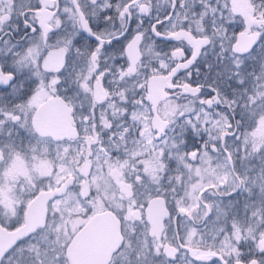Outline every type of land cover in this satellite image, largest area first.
<instances>
[{
    "label": "snow or ice",
    "instance_id": "1",
    "mask_svg": "<svg viewBox=\"0 0 264 264\" xmlns=\"http://www.w3.org/2000/svg\"><path fill=\"white\" fill-rule=\"evenodd\" d=\"M250 8L251 20L230 0H0V155L39 153L54 140L67 151L43 126L50 100L77 120L78 144L91 137L107 155L129 141L151 143L127 203L151 197L173 210L167 228L148 236L132 221L112 264H197L194 235L203 239L211 226L235 240L240 223L259 226L234 255L213 252L199 264H264V150L253 156L242 128L264 113V87L254 99L264 85V0ZM236 30L254 37L243 51L229 41ZM153 81L174 103L159 125L151 123ZM42 236L0 253V264H39L30 248Z\"/></svg>",
    "mask_w": 264,
    "mask_h": 264
},
{
    "label": "flooded vegetation",
    "instance_id": "2",
    "mask_svg": "<svg viewBox=\"0 0 264 264\" xmlns=\"http://www.w3.org/2000/svg\"><path fill=\"white\" fill-rule=\"evenodd\" d=\"M244 33H247L248 36L252 35L250 30H236L234 35L230 31L229 41L237 42L239 35ZM229 41L225 42V46H228ZM262 86L264 87V85H256L257 97L254 99H258V91L261 89ZM151 88L153 100V118L151 119V123L153 125H159L161 123H164V118L174 110V103L170 102L167 98L165 90L163 89L160 81H153L151 84ZM184 102L185 101L183 100V98H181V100L179 101V103ZM252 109L254 112H259V110L256 109L254 104L252 106ZM73 122L75 123V127L77 128L80 137L82 133H80L79 131L77 120L73 118ZM258 122L259 114L256 115L254 122H249L242 125V128L248 137L252 136ZM144 135L145 137L150 136V130L147 127L145 128ZM21 139L24 141V145L26 147L28 144L27 134L25 133L21 137ZM77 139L73 141L65 140L60 142L70 148L76 145H78L80 148L84 147L85 155L78 159H73L72 163L69 164L74 172L68 174L56 186L52 185V187L50 188L49 186H47L44 190L42 189L37 191L30 200L31 202L42 191H53L60 188L67 179L73 178L71 186L66 190L63 195L57 196L48 202L45 217V227L39 228L35 233L25 238L29 239L32 236H37V234L43 233V236L39 237V242L37 243L34 241L30 248V251L36 256L37 261H39V264H72L70 260V255H72L76 259V264H112L113 256L116 250L121 246L122 243H129L128 236L126 235V233L130 234L133 231L131 223L132 221H137L138 224L143 226L144 231L141 233V236H148L152 231L158 230L162 227L167 228V221L169 219L167 213L173 210V204L171 201H169L167 203V206H165V204L161 201L152 199L151 197L145 198L147 200V203H145L142 207L137 205L135 208H133L127 203V201L131 199V193L133 189L136 187L132 183L136 174L134 172V168H138L140 163L147 164L150 158H152L151 143L133 144L131 141H129L127 143L126 151L124 148L111 149L106 155L104 152L99 151L100 146L95 143L93 138L89 137L85 142L79 144L77 143ZM104 140H107V137H104ZM56 143L57 141H53V146H50V151H47L46 155H48L49 157L56 154L57 151H60V149L57 150L54 147ZM260 150H262L261 147H259L256 151H253L251 154L254 156ZM89 152H92L91 156H89ZM100 152L103 154L100 160L102 165V171L104 174V180L106 184H108L111 189H113L117 193V196L120 199L117 205L112 199L108 197L107 191L109 190L105 183H103L104 181L99 182V186V183L96 182L94 177L96 159ZM20 153L25 154L30 152ZM72 153L73 150L68 151V155ZM66 158L64 162L68 165ZM5 159L6 156L3 155V160L0 162V166L4 163ZM87 160H90L91 162V170L88 175L85 176L81 173V168ZM124 161H127V164L124 167L121 168L117 166L118 163L123 164ZM212 162L213 164L216 163L214 156ZM195 179L196 177L193 176L190 180H185L184 183L185 185H190ZM204 182L205 184H207L208 179H205ZM86 185H88L89 188L84 190L83 188ZM78 192H82V195L79 196L80 200H82L84 203H88V206L92 209H90L89 212V219L83 225L79 224L77 228H72L70 224L71 220L73 218L79 217L80 215L62 214L58 209H56L55 205L71 193L77 195ZM83 193L87 195L86 198H83ZM122 196L123 199H121ZM212 199H216V197H212ZM133 203H135V201H133ZM184 203L186 204L187 201H184ZM123 209L127 210L125 220H121L120 218L121 210ZM105 212L113 213L119 222L118 230L119 235L121 236V243L119 244V246L115 249H112L111 251L105 250V240L110 238L109 235L105 234L95 236L100 240L97 242H93L96 245L100 244L101 248H90L89 246L93 245V243L85 240L91 237L83 235V240L82 242H80V246L78 247V249H74L71 251L72 243L82 231L84 225L94 216ZM63 217H67L68 219L66 220L67 226L65 228L62 226L64 222ZM252 225H254L253 229L255 232V229H257L259 225L258 223H252ZM16 228L7 229L13 230ZM97 228L99 227H96V229ZM212 233H217V231L216 229H213L210 226L206 237L202 239L199 234H196L193 236L192 241L188 244V248L190 249L191 255L197 258V264H199V261H201L198 260V258L213 252L221 254L225 258L227 257L222 250V244L224 240H221L222 235L217 238L216 236L212 237ZM140 242L142 245L145 243L143 239H141ZM177 242H179V240H177ZM81 245H88L89 248L83 250ZM53 253H55V256L58 259L53 258Z\"/></svg>",
    "mask_w": 264,
    "mask_h": 264
},
{
    "label": "rangeland",
    "instance_id": "3",
    "mask_svg": "<svg viewBox=\"0 0 264 264\" xmlns=\"http://www.w3.org/2000/svg\"><path fill=\"white\" fill-rule=\"evenodd\" d=\"M259 96L260 90L258 91V98ZM248 138L249 145L255 141V151L259 147L262 150L264 149V113H259V122L252 136ZM65 147L67 151L61 148L60 151H57L56 154L50 157L46 155L50 146L39 153H18L11 160L6 156L4 163L0 166V223L5 228L12 229L23 224L25 209L37 191L44 190L47 186L49 188L52 185L56 186L68 174L74 172L69 164L72 163L73 159H78L85 155L84 147L80 148L78 145L71 148ZM70 150H73V153L68 155V151ZM102 156L101 152L97 156L94 177L97 183L104 181L103 183H105L109 190L107 191L108 197L117 205L120 200L117 193L104 180L100 160ZM65 158L68 165L64 162ZM98 185L100 186V183ZM55 207L65 215H80L71 220L70 224L72 228H77L79 224L83 225L89 219V212L92 209L88 206V203H84L74 193L60 200ZM63 220L62 226L65 228L67 226L66 220L68 219L67 217H63ZM243 225H237L238 231L235 240L224 238L222 250L226 256L234 255L232 249L235 247L237 240H250V237L257 230L255 229L254 232V225L252 223L248 227ZM216 231L218 234L212 233L211 236L218 238L222 233L219 230Z\"/></svg>",
    "mask_w": 264,
    "mask_h": 264
},
{
    "label": "water",
    "instance_id": "4",
    "mask_svg": "<svg viewBox=\"0 0 264 264\" xmlns=\"http://www.w3.org/2000/svg\"><path fill=\"white\" fill-rule=\"evenodd\" d=\"M231 5H234L238 13H244L250 17V5L249 0H231ZM253 35L248 36L247 33L241 34L238 37L235 47L237 51H243L252 41ZM45 118L43 121V126L46 131H50L55 135L63 137L64 139L59 141H73L79 137L75 123L71 113H66L62 108L57 104L56 101L50 100L49 104L45 106ZM55 141V140H54ZM92 155V152H89V156ZM3 160V155H0V162ZM91 170V162L87 160L81 168V173L85 176ZM73 178H69L65 183L58 189L53 191H42L40 192L27 206L25 212L24 223L14 230H8L0 224V253L7 251L11 246L18 243L21 239H25L31 234L35 233L39 228L45 227V217L48 202L57 197L63 195L66 190L71 186ZM89 186L86 185L83 189H88ZM87 195L83 193V198H86ZM96 227H99L96 229ZM103 227V228H101ZM119 222L111 212H105L98 214L91 218L83 227L79 235L74 239V242L71 246V251L78 249L80 242H82V236L87 235L91 238L85 240L90 242H97L100 239L95 236L100 235H109L110 238L105 240L104 248L105 250L111 251L119 246L121 243V236L119 235ZM94 236V238H93ZM82 249L86 248H101V245L94 244L90 245H81ZM212 253L206 254L198 260H207L211 257ZM222 256L221 254H219ZM70 260L72 264H76V259L70 255Z\"/></svg>",
    "mask_w": 264,
    "mask_h": 264
},
{
    "label": "trees",
    "instance_id": "5",
    "mask_svg": "<svg viewBox=\"0 0 264 264\" xmlns=\"http://www.w3.org/2000/svg\"><path fill=\"white\" fill-rule=\"evenodd\" d=\"M241 225H243V223H240ZM244 226V225H243Z\"/></svg>",
    "mask_w": 264,
    "mask_h": 264
}]
</instances>
